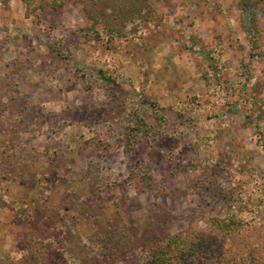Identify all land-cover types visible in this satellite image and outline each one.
Segmentation results:
<instances>
[{
	"label": "rangeland",
	"instance_id": "obj_1",
	"mask_svg": "<svg viewBox=\"0 0 264 264\" xmlns=\"http://www.w3.org/2000/svg\"><path fill=\"white\" fill-rule=\"evenodd\" d=\"M50 1L0 0V264H264L261 0Z\"/></svg>",
	"mask_w": 264,
	"mask_h": 264
},
{
	"label": "trees",
	"instance_id": "obj_2",
	"mask_svg": "<svg viewBox=\"0 0 264 264\" xmlns=\"http://www.w3.org/2000/svg\"><path fill=\"white\" fill-rule=\"evenodd\" d=\"M25 1L29 2L30 0ZM43 2L40 5L43 10H46L47 5L51 3L54 8H58L57 1L43 0ZM60 4H64L63 1H61ZM92 31L93 32L88 36V38L91 40L94 38L101 39V35L96 29H92ZM99 81L108 87L117 85V82L112 74L108 73V71L104 68L99 70ZM141 101L144 105L151 106V103L146 99L142 98ZM151 129V125L143 118L138 116L135 120H133V125H130L127 131H125V146H127L128 150L135 148V143L142 131L148 133ZM191 237L192 236L190 234L181 233L173 239V245L175 248L170 255L165 252L166 247L165 249L157 248L156 250H151L149 255L152 256L155 262L154 264H194L196 261L195 259H203L202 254L204 253V249L199 247L200 241H198V239H191ZM169 246L171 247V242ZM119 254L121 255L118 256H129V259L131 258L130 253L127 250H121Z\"/></svg>",
	"mask_w": 264,
	"mask_h": 264
},
{
	"label": "built area",
	"instance_id": "obj_3",
	"mask_svg": "<svg viewBox=\"0 0 264 264\" xmlns=\"http://www.w3.org/2000/svg\"><path fill=\"white\" fill-rule=\"evenodd\" d=\"M261 4H262L263 16H264V0H261Z\"/></svg>",
	"mask_w": 264,
	"mask_h": 264
}]
</instances>
